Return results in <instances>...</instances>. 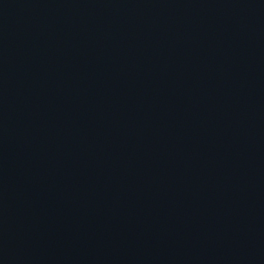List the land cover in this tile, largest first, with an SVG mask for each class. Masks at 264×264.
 <instances>
[{"label":"water","instance_id":"1","mask_svg":"<svg viewBox=\"0 0 264 264\" xmlns=\"http://www.w3.org/2000/svg\"><path fill=\"white\" fill-rule=\"evenodd\" d=\"M0 264H264V0H0Z\"/></svg>","mask_w":264,"mask_h":264}]
</instances>
